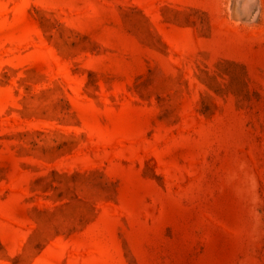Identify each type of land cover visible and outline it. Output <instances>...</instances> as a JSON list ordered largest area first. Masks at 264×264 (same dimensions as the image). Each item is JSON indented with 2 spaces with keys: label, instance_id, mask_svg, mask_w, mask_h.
Returning a JSON list of instances; mask_svg holds the SVG:
<instances>
[{
  "label": "rangeland",
  "instance_id": "rangeland-1",
  "mask_svg": "<svg viewBox=\"0 0 264 264\" xmlns=\"http://www.w3.org/2000/svg\"><path fill=\"white\" fill-rule=\"evenodd\" d=\"M0 264H264V0H0Z\"/></svg>",
  "mask_w": 264,
  "mask_h": 264
}]
</instances>
